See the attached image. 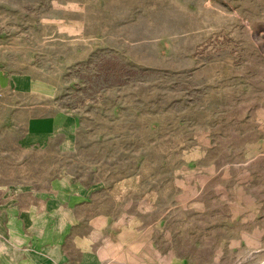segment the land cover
<instances>
[{
	"label": "rangeland",
	"instance_id": "1",
	"mask_svg": "<svg viewBox=\"0 0 264 264\" xmlns=\"http://www.w3.org/2000/svg\"><path fill=\"white\" fill-rule=\"evenodd\" d=\"M17 74L80 120L33 172L116 189L167 264H264V0H0Z\"/></svg>",
	"mask_w": 264,
	"mask_h": 264
},
{
	"label": "crops",
	"instance_id": "2",
	"mask_svg": "<svg viewBox=\"0 0 264 264\" xmlns=\"http://www.w3.org/2000/svg\"><path fill=\"white\" fill-rule=\"evenodd\" d=\"M58 94L32 75L0 77V264H167L149 228L136 233L113 212L116 189L68 170L32 171L35 154L77 149L79 117L58 107Z\"/></svg>",
	"mask_w": 264,
	"mask_h": 264
}]
</instances>
